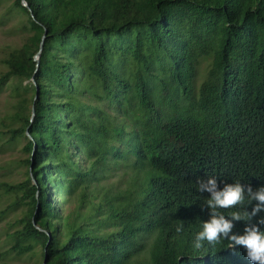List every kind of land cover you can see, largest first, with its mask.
Wrapping results in <instances>:
<instances>
[{"label": "trees", "instance_id": "trees-1", "mask_svg": "<svg viewBox=\"0 0 264 264\" xmlns=\"http://www.w3.org/2000/svg\"><path fill=\"white\" fill-rule=\"evenodd\" d=\"M26 2L35 20L13 1L26 37L1 59L0 140L24 137L27 155L26 178L5 189L22 208L9 251L40 244L46 264H251L226 239L194 241L211 211L199 180L264 187V0Z\"/></svg>", "mask_w": 264, "mask_h": 264}, {"label": "rangeland", "instance_id": "rangeland-1", "mask_svg": "<svg viewBox=\"0 0 264 264\" xmlns=\"http://www.w3.org/2000/svg\"><path fill=\"white\" fill-rule=\"evenodd\" d=\"M14 0H0V74L6 70L1 59L14 47H19L26 34L19 26L26 22L27 16L19 9H12ZM206 60L199 63L198 80L205 74ZM11 111L8 90L0 92V125L6 114ZM5 139V137H4ZM24 137L15 142L3 144L0 140V264H42V246L38 244L34 252L16 255L9 251L11 240L8 233L15 228L14 221L22 215V208L10 206L14 200L12 193H6L8 185H14L26 178L27 166L22 160L27 156L23 151ZM123 185V183H121ZM137 264H141L136 261ZM44 264V263H43Z\"/></svg>", "mask_w": 264, "mask_h": 264}, {"label": "clouds", "instance_id": "clouds-1", "mask_svg": "<svg viewBox=\"0 0 264 264\" xmlns=\"http://www.w3.org/2000/svg\"><path fill=\"white\" fill-rule=\"evenodd\" d=\"M200 192H207L210 198L207 201V208L210 209V219L203 224V230L195 236L194 248L199 250L204 247V243L215 246L222 239L229 241V247L233 250L237 246L246 249V257L251 264H264V217H261L257 224H252L253 217L264 212V187L253 191L249 186L245 189L240 183L225 185L223 190L218 189L215 178L199 180ZM248 202L256 201L251 212L246 211L242 216L239 212H233L231 218H226L218 210L235 208L237 205H244ZM246 219L248 226L244 229L243 235L233 234L235 227L233 221ZM182 227L177 228V232L182 231Z\"/></svg>", "mask_w": 264, "mask_h": 264}, {"label": "water", "instance_id": "water-1", "mask_svg": "<svg viewBox=\"0 0 264 264\" xmlns=\"http://www.w3.org/2000/svg\"><path fill=\"white\" fill-rule=\"evenodd\" d=\"M21 5L24 6V7H26V8L28 9V11H29L31 17L35 20V17H34V15H33L32 11H31V8H30V6L28 5V3L26 2V0H21ZM46 34H47V29L44 28V33H43V35L41 36V40H40V44H39V49H38L37 53L34 55V57H33V60H34L35 63H36V68H37L38 65H39V56H40V53H41V51H42V49H43V44H44V39H45ZM31 81H32V82L34 83V85L36 86V82H35V78H34V76L31 77ZM38 91H39V88L36 86V92H35V95H34V99H33L32 106H31V117H30V120H33L34 115H35L34 103H35V99H36L37 96H38ZM25 133H26V135H27L29 138L32 139V137H31V135H30V133H29V131H28V128H27V130H26ZM35 148H36V145L33 146V148H32V152H33V150H34ZM31 169H32V167H31V165H30L29 170L31 171ZM31 177H32V175H31ZM32 181L35 183V180L33 179V177H32ZM37 207H38V205H37ZM38 229H39V230H42V229L39 228V227H38ZM45 233H46L47 236H48V240H47V243H48V242L50 241V239H51V235H50V233H49L48 231H46ZM43 263L46 264L45 258H44V260H43Z\"/></svg>", "mask_w": 264, "mask_h": 264}]
</instances>
